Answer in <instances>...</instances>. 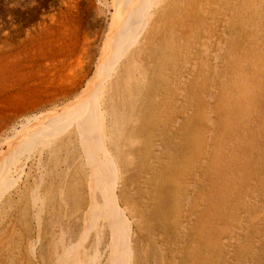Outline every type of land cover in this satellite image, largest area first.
<instances>
[{"label":"bare ground","instance_id":"6f19581e","mask_svg":"<svg viewBox=\"0 0 264 264\" xmlns=\"http://www.w3.org/2000/svg\"><path fill=\"white\" fill-rule=\"evenodd\" d=\"M24 2L0 0V264L143 263L118 194L134 111L151 50L197 5L205 15L208 0H99L102 23L84 21L79 0H59L49 17L48 6ZM81 28L102 29L96 58Z\"/></svg>","mask_w":264,"mask_h":264},{"label":"rangeland","instance_id":"374dc122","mask_svg":"<svg viewBox=\"0 0 264 264\" xmlns=\"http://www.w3.org/2000/svg\"><path fill=\"white\" fill-rule=\"evenodd\" d=\"M24 1L48 6L49 17L59 0ZM79 5L84 21L102 23L94 12L99 0ZM206 10L197 5L167 28L160 50H151L148 84L134 111L118 194L141 243L140 264H264V0H208ZM101 32L80 29L95 58Z\"/></svg>","mask_w":264,"mask_h":264}]
</instances>
